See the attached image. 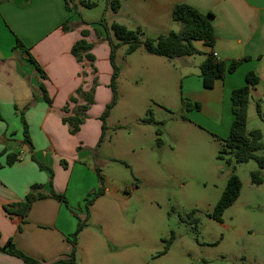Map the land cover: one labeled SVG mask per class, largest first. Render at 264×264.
<instances>
[{
    "label": "crops",
    "instance_id": "obj_1",
    "mask_svg": "<svg viewBox=\"0 0 264 264\" xmlns=\"http://www.w3.org/2000/svg\"><path fill=\"white\" fill-rule=\"evenodd\" d=\"M81 1L71 0L73 10H68L65 0H0V246L13 238L24 253L48 263L71 252L73 246L70 242L77 229V217L53 197L35 201L24 220L8 215L4 206L23 200L35 183L43 184L46 190L64 193L71 205L86 199L98 185V167L88 160L101 136L102 124L96 120L98 114L88 118L76 134H71L68 124L62 120L66 114L64 107L82 83L81 64L73 56L72 46L83 37V29L90 30L87 39L95 43L92 51L97 55L96 63L101 62L96 100L99 101L103 94V102H107L112 67L110 48L101 43L95 33L100 22H117L129 29L141 28L147 34L157 36L181 30V24L173 16L177 4L187 3L202 13H213L210 19L217 35L215 45L209 47L202 41H195L200 50L198 57L176 58L184 60L181 62L185 76H193V70H200V64L211 51L217 53L218 59L227 62L250 58L234 72H227L216 80L212 88L203 84L194 89L193 81L188 79L187 94L191 104L199 103L200 108L195 110L197 121L203 126L196 124L220 140L226 138L233 122L232 91L246 84L250 71L260 81L251 92L248 118L250 110L264 100V0H121L122 6L117 12L106 0L107 8L100 21L88 20L82 12L85 8H98L97 2L93 1L96 3L94 7H86ZM108 12H112L115 18L107 21ZM66 21L71 27L68 31L63 29ZM17 39L38 61L47 78L35 69L27 53L14 50ZM142 48L131 53L130 58L137 56L134 59L137 61L142 57L148 65L161 63L165 74L171 73L173 66L177 67L174 64L176 59L145 53ZM191 64H194L192 70ZM101 69H104V75ZM41 83L47 88L51 104L43 95ZM84 88L89 90L91 82L85 83ZM94 107L88 111L90 115ZM22 111L29 126L32 147L25 142ZM12 153H20V157L9 165L8 155ZM33 153L42 164L55 171L53 185L48 182L51 180L49 173L40 169L32 159ZM63 161L67 164L63 165ZM0 264L24 262L0 251Z\"/></svg>",
    "mask_w": 264,
    "mask_h": 264
},
{
    "label": "rangeland",
    "instance_id": "obj_2",
    "mask_svg": "<svg viewBox=\"0 0 264 264\" xmlns=\"http://www.w3.org/2000/svg\"><path fill=\"white\" fill-rule=\"evenodd\" d=\"M90 1L99 6L82 9L83 17L100 21L106 0ZM107 17V21L115 18L112 12ZM111 37L118 42L113 32ZM100 42L110 48V98L103 102L102 94L97 101L94 95L95 107L91 115L92 106L87 111V119L98 114L96 120L107 126L88 159L103 175L100 182L96 172L98 185L91 194L103 191L89 205L88 223L76 237V264H264V169L257 161L237 165L235 172L242 181L239 198L225 211L222 221L210 216L233 171L225 159L218 158L222 141L197 125L203 126L197 121L196 108L186 104L190 102L186 83L189 79L194 89L202 87L201 71L195 69L193 76H185L184 60L175 58L177 67L165 74L161 63L148 65L140 56L136 61L137 56L127 54V45L119 46L118 100L104 120L113 99L114 67L110 42ZM92 53L96 73L80 76L82 83L91 82V88L98 86L101 66ZM189 67L192 70L194 64ZM101 71L104 75V69ZM260 106L261 114L257 107L249 112L248 132L261 130L263 148L258 153L264 155V100ZM151 115L153 121L145 122ZM47 167L42 170L54 177L53 168ZM255 170H261L260 185L252 182ZM54 199L79 219L87 218V198L75 205L67 198L69 207ZM172 232L173 243L161 254Z\"/></svg>",
    "mask_w": 264,
    "mask_h": 264
},
{
    "label": "trees",
    "instance_id": "obj_3",
    "mask_svg": "<svg viewBox=\"0 0 264 264\" xmlns=\"http://www.w3.org/2000/svg\"><path fill=\"white\" fill-rule=\"evenodd\" d=\"M65 2L66 8L71 10V0H65ZM81 4L86 7H94L96 5L95 2H91L89 0H82ZM109 4L111 9L114 12H117L122 6V1L109 0ZM212 14L213 13H202L187 3L177 4L174 8L173 16L174 20L181 24V30L178 32L171 31L168 34H161L157 36L147 34L141 28L136 30L129 29L125 25L119 24L117 22H113L112 24H109L105 21L100 22V27L95 28V33L99 40L105 39L110 42V57L114 67V73L111 81L113 99L108 105L107 111L104 113L102 118L105 120V118L109 115V110L116 104L118 100L117 77L119 74V67L116 64V54L119 46L127 45V54H131L137 49L143 47L148 53L165 57L168 60L200 54V50L195 45V41H202L209 47H213L217 41V35L210 19ZM88 25L90 26L91 23ZM63 29L65 31L71 29L69 21H66L63 24ZM112 32L118 40L116 43L111 37ZM90 33L91 32L89 29H83V37L77 40L72 46V54L82 66V70L80 71V76L82 77L92 72L96 73L97 71L94 67L95 56L92 53L95 43L90 42L87 39ZM14 50H20L23 53H27L28 60L34 65L35 69L43 78H47V74L44 69L31 55L29 50L24 46L20 39H17ZM249 58L250 57H244L242 59H233L227 62L225 60L218 59L214 55L213 51L209 52L206 59L200 64V71L204 86L207 88L214 87L216 80L223 78L227 72H234L243 61L248 60ZM90 70L91 72H88ZM246 81L247 82L245 85L235 88L232 91L231 100L233 122L229 135L226 138L221 139L222 148L219 151L218 158L225 159L227 164L232 167L233 172L227 181V184L214 208L213 213L210 214V216L218 221H222L225 211L230 206H232L240 196L242 181L235 172L237 165L240 163L249 162L250 160H255L259 164V167L264 169V155L258 153L263 148L262 132L260 129H253L248 132V106L251 98V92L252 89L259 83L260 79L253 71H250L247 74ZM85 83L86 82L83 81L76 92L70 96L69 102L63 109L66 114L63 116L62 120L65 124L69 125L71 134H76L80 131L81 125L88 117L87 111L95 102L94 95L96 87L93 86L91 89L85 90ZM41 89L45 99L51 104L52 99L50 98L44 83H41ZM183 100L185 99L183 98ZM186 104L191 108H200V105L197 102L191 104L188 101ZM257 110L259 114L262 113L260 102H258ZM184 118L186 119V117ZM21 119L24 126L25 142H27L32 147V139L24 111L21 113ZM152 121V115L145 119V122ZM106 129L107 126L104 123L102 126V136ZM158 133L161 134V131H158ZM158 140V142L161 144L162 139L159 138ZM19 157L20 153L9 154L7 160L8 164H14L17 160H19ZM32 159L38 163L41 169H44L45 167L48 168L37 159L34 153L32 154ZM63 162L66 165L65 161ZM49 169L53 175L54 171L51 168ZM97 172L99 174L100 182L103 181V175L101 174V169L99 167L97 168ZM252 182L257 185L263 183L261 170H255L252 172ZM50 183L53 185V176L51 177ZM102 191L103 190L100 189L95 194H90L87 197V218L85 220L79 219L78 215L74 212L75 216L78 218V225L76 231L72 235V241L74 243L73 249L68 254L66 259L59 260L53 264H76V237L88 223L90 215L89 205ZM47 197L57 198L69 207L67 198L64 194L57 193L54 189H52L50 193H46L44 191L43 184L35 183L30 187L29 192L26 194L23 200L10 205H5L4 209L11 217L17 216L21 220H24L29 215L34 202ZM174 238L175 234L172 232L170 239L166 240L165 248L161 254H166L169 251ZM0 251L22 259L24 264H42L40 260L29 256L20 250L14 243L13 238H9L4 246H0Z\"/></svg>",
    "mask_w": 264,
    "mask_h": 264
},
{
    "label": "built area",
    "instance_id": "obj_4",
    "mask_svg": "<svg viewBox=\"0 0 264 264\" xmlns=\"http://www.w3.org/2000/svg\"><path fill=\"white\" fill-rule=\"evenodd\" d=\"M214 55L217 57V53L216 52H214Z\"/></svg>",
    "mask_w": 264,
    "mask_h": 264
}]
</instances>
